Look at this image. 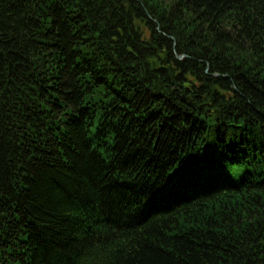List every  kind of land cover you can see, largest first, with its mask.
I'll list each match as a JSON object with an SVG mask.
<instances>
[{"label": "trees", "instance_id": "16d2710c", "mask_svg": "<svg viewBox=\"0 0 264 264\" xmlns=\"http://www.w3.org/2000/svg\"><path fill=\"white\" fill-rule=\"evenodd\" d=\"M0 264H264V0H0Z\"/></svg>", "mask_w": 264, "mask_h": 264}]
</instances>
